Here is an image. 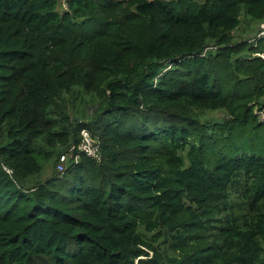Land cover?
Returning <instances> with one entry per match:
<instances>
[{"label":"trees","instance_id":"1","mask_svg":"<svg viewBox=\"0 0 264 264\" xmlns=\"http://www.w3.org/2000/svg\"><path fill=\"white\" fill-rule=\"evenodd\" d=\"M262 23L264 0H0V264H264ZM82 128L101 159L56 171Z\"/></svg>","mask_w":264,"mask_h":264},{"label":"built area","instance_id":"2","mask_svg":"<svg viewBox=\"0 0 264 264\" xmlns=\"http://www.w3.org/2000/svg\"><path fill=\"white\" fill-rule=\"evenodd\" d=\"M260 27L261 28L258 31L257 36L264 34V23H262ZM254 112L256 113L258 119L264 122V106H255ZM79 154H84L96 161H99L102 157L99 142L86 128H82L79 131V140L76 143L71 144L66 150L58 155L55 164L56 171L62 172L68 163L77 161ZM6 170L11 172V170L8 168H6Z\"/></svg>","mask_w":264,"mask_h":264},{"label":"rangeland","instance_id":"3","mask_svg":"<svg viewBox=\"0 0 264 264\" xmlns=\"http://www.w3.org/2000/svg\"><path fill=\"white\" fill-rule=\"evenodd\" d=\"M246 26H247V24L245 22V16H242L240 25L235 31L237 38H243V37L250 36L251 32H250V30H248V28H246ZM52 168H53V165H49L48 167H46L43 175L45 176L47 174H50V171Z\"/></svg>","mask_w":264,"mask_h":264}]
</instances>
